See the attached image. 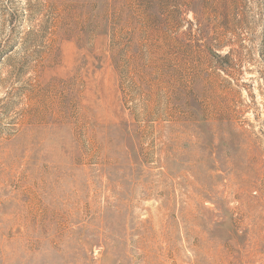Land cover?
<instances>
[{
  "label": "rangeland",
  "instance_id": "obj_1",
  "mask_svg": "<svg viewBox=\"0 0 264 264\" xmlns=\"http://www.w3.org/2000/svg\"><path fill=\"white\" fill-rule=\"evenodd\" d=\"M0 264H264V0H0Z\"/></svg>",
  "mask_w": 264,
  "mask_h": 264
}]
</instances>
